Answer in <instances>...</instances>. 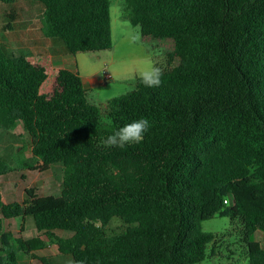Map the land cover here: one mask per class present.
Wrapping results in <instances>:
<instances>
[{"label": "trees", "instance_id": "obj_1", "mask_svg": "<svg viewBox=\"0 0 264 264\" xmlns=\"http://www.w3.org/2000/svg\"><path fill=\"white\" fill-rule=\"evenodd\" d=\"M32 1L44 8V36L67 53L113 48L111 0ZM125 12L143 37L174 49L159 87L138 78L106 102L108 122L78 72L59 70L42 93L46 67L0 42V129L29 135L32 171L61 164L64 173L60 197L28 189L24 202L7 204L0 187V264H20L19 254L35 257L49 242L83 264H202L219 242L202 224L216 217L239 230L250 264H264L251 241L264 232V0H125ZM141 118L150 122L141 143L102 146ZM11 171L0 160V178ZM30 217L41 235L4 230L20 218L24 233ZM114 218L128 228L108 237ZM63 231L72 237L55 234Z\"/></svg>", "mask_w": 264, "mask_h": 264}, {"label": "rangeland", "instance_id": "obj_2", "mask_svg": "<svg viewBox=\"0 0 264 264\" xmlns=\"http://www.w3.org/2000/svg\"><path fill=\"white\" fill-rule=\"evenodd\" d=\"M43 13V6L32 0H18L14 4L0 2V42L10 51L28 56L35 52L40 53L42 49L33 48L40 44H52L56 50H62L59 42L44 37L41 31ZM111 19L113 40L111 50L79 53L69 57L73 67L76 65L74 58L77 57V63L85 77L97 74L100 80H104L87 91V98L92 105L100 109L105 122H108L104 113L106 102L135 90L139 73L148 64L166 67L167 56L174 49L172 40L143 37L140 28L133 27L127 20L125 0H111ZM9 26L12 29H7ZM106 74L110 75L111 81H105ZM51 77L50 72L49 78ZM44 90L46 91V87ZM28 136L21 125L18 130L12 132L0 129V160L5 161L12 169L0 178L3 196L6 201L19 202L27 198L26 190L35 189L41 196L60 197L63 166L53 165L46 172L32 171L36 161L31 154L32 142ZM21 224L22 219H13L5 222V228L19 231ZM202 227L204 232L219 236L218 245L214 250L215 256L202 264H250L243 237L229 218L216 217L203 222ZM27 228L29 232H35L37 229L32 217L28 218ZM127 228V224L114 218L106 228L105 234L108 237L119 235ZM59 233L63 234L64 238L68 234L73 235L72 232ZM251 241L259 242L264 249V232L255 233Z\"/></svg>", "mask_w": 264, "mask_h": 264}, {"label": "crops", "instance_id": "obj_3", "mask_svg": "<svg viewBox=\"0 0 264 264\" xmlns=\"http://www.w3.org/2000/svg\"><path fill=\"white\" fill-rule=\"evenodd\" d=\"M41 31H42V29H41ZM45 38H47V37H45ZM47 39H50V38H47ZM51 40H53V39H51ZM54 41H56V40H54ZM36 47L39 48L40 50L41 49L42 50L40 53L35 52L32 56L25 55L21 52L17 53L14 51H10L9 48L8 47L7 48L11 53H15V54L21 53V54L25 55L30 60V62H32L34 64L43 65L44 67H46L48 74H50V72L52 73V77L51 78L48 77V80L42 86V88H41L42 93H45V92L49 93L52 90L53 85L56 81L58 71L61 69H66V70H69L72 72H78L82 78L84 88L87 91L89 89L93 88V86L104 82V80L99 79L97 74L93 75V76L85 77L84 74L81 72L79 63H77V57L76 56L74 58L76 60V65H75V67H73V65L71 64V58H69V57H71V54L66 52L63 45H62V50H59V51L56 50V48L52 47V44L35 45L33 48H36ZM50 48H52L51 51L49 50ZM72 56L74 57V55H72ZM45 87H46V91L44 90ZM88 102H89V100H88ZM19 128H20V125L17 127L16 130H18ZM2 196H3V194H2ZM3 200L7 204L13 202V201H6L4 196H3ZM25 200H26V198L22 199L19 202H24ZM0 217H2V216L0 215ZM5 222L6 221H4V230L6 232L7 231L12 232L14 234L15 238L22 237L26 240H29V239H33V238L41 235V234H39L37 229L35 232H33V231L29 232V229L27 228L28 219L26 221V225H25L26 227H25L24 233H21V227H20L19 231L18 230H12V229H6L5 228ZM55 234L58 237L64 238V237H62L63 234H60L59 232H55ZM64 235H67V234H64ZM69 237H72V235L68 234L66 238H69ZM0 255H2L1 248H0ZM42 259L46 260L48 264H66V261H68L69 259L74 261V258L72 256L60 254L58 251V246L52 242L48 243V247L45 250L37 251L35 253V257L30 256V255H26V254H19V256H18V260H19L20 264H44L42 262Z\"/></svg>", "mask_w": 264, "mask_h": 264}, {"label": "clouds", "instance_id": "obj_4", "mask_svg": "<svg viewBox=\"0 0 264 264\" xmlns=\"http://www.w3.org/2000/svg\"><path fill=\"white\" fill-rule=\"evenodd\" d=\"M162 75L163 72L159 67H156L153 64H148L140 71L139 78L146 87L156 88L162 83ZM149 128L150 122L148 119L141 118L134 120L108 135L101 141V144L108 148H123L126 145L139 144L143 141L145 133ZM66 264H83V262H75L69 259L66 261Z\"/></svg>", "mask_w": 264, "mask_h": 264}, {"label": "built area", "instance_id": "obj_5", "mask_svg": "<svg viewBox=\"0 0 264 264\" xmlns=\"http://www.w3.org/2000/svg\"><path fill=\"white\" fill-rule=\"evenodd\" d=\"M105 81H111L110 75H108V74L105 75Z\"/></svg>", "mask_w": 264, "mask_h": 264}]
</instances>
